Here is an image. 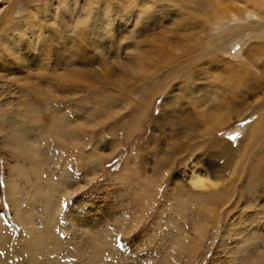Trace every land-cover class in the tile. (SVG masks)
Returning a JSON list of instances; mask_svg holds the SVG:
<instances>
[{
    "label": "rangeland",
    "instance_id": "obj_1",
    "mask_svg": "<svg viewBox=\"0 0 264 264\" xmlns=\"http://www.w3.org/2000/svg\"><path fill=\"white\" fill-rule=\"evenodd\" d=\"M86 1L93 7L98 6L99 3V0H78V2L76 0L71 7L75 8L74 10L82 9L81 5L87 4ZM62 2L64 3L63 0H11L10 2L0 0V60H3L0 65V264H32L30 248L27 246V240L32 235L31 230L44 235L52 234L55 243L61 242L62 245L58 249L53 242H48L40 248L42 253L39 252L37 255L38 261L44 262L49 257L50 264H92L91 256L96 257L94 264H234L232 260L228 261V258L224 257L225 250L220 245L226 237L223 230L227 212H230L236 204L250 167L258 162L259 155L264 151L263 141L255 146L253 154L242 169L241 159L249 142L248 139L250 136L254 139L260 127V124H255L252 128L254 113L248 114L249 112L246 111L245 118H243L245 115L242 117L233 115L226 125L222 122V128L215 130L214 133L206 135L203 139L200 135L191 138L192 144L189 143L190 147L188 146L185 155L176 158L173 164L169 163L161 174L157 173L160 178L155 179L156 183L153 184L151 195L147 198L143 199L140 194L142 179L137 175L139 172L131 175L135 167L138 170L139 163L143 160H146L149 174L155 171L157 159L151 148L156 137L163 139L164 149L175 141L171 135L159 134L161 130L157 129L158 123L163 118V102L167 96L164 93H157L154 89L161 84L163 72L167 68L156 73L149 81L151 83L144 85L142 79L145 75L155 74L151 70L155 67L158 69L161 67L160 63L170 60L165 53L169 50L174 51L177 48L175 45L180 41L178 37H171L169 39L171 41H167L164 48L166 40L163 38L170 37L171 31L179 28L177 25L179 14L183 15L186 9L182 12V9L170 5L161 8L160 6H164L161 3L160 5L154 4L153 0L149 1L148 7L152 9L151 11L164 13L169 9V16L163 17L162 22L158 21L157 24H148L155 27L154 31H148L151 38L148 41L151 40L155 48H152L154 58L151 60L147 57L148 62L144 67L134 59L139 47L145 50L144 47L139 46V34L133 33V27H138L136 7H133L135 15L130 16L128 20L121 16L122 13L118 15L119 11L116 9L122 1L113 0L115 10L112 16L107 11L100 14L99 10H95L89 24L79 26L77 16L73 17L70 10L63 9ZM212 2L214 3L205 1L202 5L203 11H198L200 20L194 30L196 32L194 35L201 42H207L201 43V47L191 43L193 46L191 51L203 47L204 51H208V45L214 43L210 49L221 48L222 52L225 51L221 58L232 62L242 50L256 43L250 39L251 34L255 32L254 28L247 27L249 23L256 22L264 25V0H212ZM99 8L105 10L104 5ZM172 8L176 11L174 12ZM221 8L232 13L231 19L229 18L230 20L223 25L217 23ZM187 10V13L191 12L190 7ZM242 10L255 12L259 17L241 18ZM234 13L238 16L234 17ZM239 26H243L245 30H239ZM188 35L191 38L194 36L190 33ZM18 49L23 50L33 60L27 64L23 63L21 55L19 56L17 52ZM84 50L97 59L93 69L104 73L105 69L113 68L114 76L107 80L106 91L103 89L99 93L96 92L95 89L101 86L98 83L87 85L84 80L69 82L66 75L62 78L64 73H69L71 65L74 66V63L70 64V59L71 63L77 61L79 57L77 52ZM178 52L182 51L179 49ZM101 53L103 56L100 55ZM202 61L207 63L206 60L199 59V65H203ZM263 62L264 60L253 62L255 67L252 68L258 71ZM166 64L173 65L171 61ZM140 67L144 68L143 72L138 69ZM169 80L172 84L169 82L168 90L175 86V95L178 99L181 97V102H184V94L181 91L182 80ZM65 84L70 88L66 89ZM97 95L99 100L96 98ZM145 97H150L151 104L144 113L141 107L136 108L135 102L139 104ZM260 103L262 109L256 113L262 118L264 92L260 91L251 97L244 108L248 106L251 110L253 105L256 107ZM112 105H115V109ZM10 108L15 110V114L6 116L11 111ZM33 110H38V115ZM137 115L142 116L139 122L135 121ZM50 116L59 118L57 123L70 131L65 141L57 139L58 131L47 120ZM6 121H14V127L17 128L22 126L33 147L36 146L41 151L37 152L32 148L29 151L35 163L43 162L42 175L39 176H43L44 183L38 196L34 194L33 189L38 179H31L32 172L28 177L13 173L16 166L25 165L28 169L30 164L17 157L20 150L12 143V138L7 133L9 124ZM206 127L209 130L213 129L211 125H207L201 127V132L206 130ZM171 128L173 127L166 126L165 129L173 133ZM180 137L179 133L178 138ZM23 138L24 135L18 133V145ZM214 140H225L233 146L227 147V154L224 155L225 150L219 151L214 145ZM194 141L200 144L198 148L200 150L193 146ZM193 149H196L195 153ZM200 152L204 154L199 156ZM43 155L47 162L42 159ZM197 157H200L203 163V166H199V176L203 179L207 193L212 192L214 187L223 188L224 183L230 181L233 172H236L234 176L239 174V178L234 189L236 194L226 205L214 210L219 221L206 226L199 236L198 245L190 249L192 245L190 238L198 235L197 227L190 228L187 234L184 233L188 235L184 238H189L190 242L182 253L177 242H174L170 248H166L165 245L173 244L169 241L168 243L165 237L170 228L175 226L173 232L177 233L176 226H180V223L185 224L187 222L185 218L192 219L189 214L188 216L185 214V218L182 215L169 214L174 201L168 200L172 186L171 178L174 172L182 173L181 178L186 182L193 161ZM206 163L211 164L212 169H209ZM127 170H130V173H127ZM12 177H16L15 180L19 183L13 197L7 194V186L9 181L13 180ZM66 180L69 181V186L65 189L61 185L66 183ZM263 191L264 189L261 188L259 193ZM15 197L19 198V202L22 201L20 207L24 213L30 210L31 215L33 214L32 223L27 228L13 209L12 202ZM46 200L55 201L51 204V209L55 213L54 219L53 215L45 213ZM260 200L258 206L251 210V214L256 219L252 224L254 227L252 230L258 233L262 230L264 234V194ZM245 201L246 197L241 200L239 207H234V211L230 213V216H234L230 221L238 224V227L243 226L244 230L247 225L240 219V213L245 207L241 216L245 221L248 213ZM251 202L254 204L253 199ZM189 204L192 207L188 206V208L198 209L196 202L190 201ZM158 214H161L162 219L161 223L156 225L155 221L158 218H155ZM171 220L173 223L170 222ZM188 226L189 224L185 225V228L188 229ZM234 233L231 229L226 237L227 242L234 246V253H241V248L235 245ZM167 237H172V233L169 232ZM90 239L101 244V248H96ZM262 240L264 241V235ZM263 241L258 245L257 252L264 254ZM164 250L171 251L166 254L168 260L163 261ZM178 251L182 253L181 258L174 255L175 252L178 254ZM189 251H192L191 257L188 256ZM249 251H252V247ZM238 261L236 264H264V261L250 259L248 255L246 259Z\"/></svg>",
    "mask_w": 264,
    "mask_h": 264
},
{
    "label": "bare ground",
    "instance_id": "obj_2",
    "mask_svg": "<svg viewBox=\"0 0 264 264\" xmlns=\"http://www.w3.org/2000/svg\"><path fill=\"white\" fill-rule=\"evenodd\" d=\"M8 1L10 2L11 0H8ZM63 1L64 3L62 2V4H64V7H66V8L63 7V9L70 10L71 13L73 14L72 15L73 17L74 16L79 17V18L76 17V20L79 23V24L77 23V25L79 26L85 23L89 24V20L95 10H99L100 14H103L104 12L107 11L109 15L111 14V16L115 10V8H113L114 5L112 4L113 0H99V3L97 4L98 6H94V7L91 6L90 3H87L86 1L87 4L81 5L82 9L77 8L76 10H74L75 8L71 7V4H74V1L76 2V0H63ZM118 1L119 2L122 1V3H119V6L116 8L119 11L118 15H121L122 13L121 16H124V18L126 19H128L132 15H135L133 7H136L138 9L136 13V19L138 20L137 21L138 27L136 28L133 27L134 28L133 33L136 32V34H139V37H140L139 46L141 45L142 47H144L145 50H142L139 47V51L135 55L134 59H135V62H138L144 67H146L147 65L146 62H148L147 57L150 58L151 60L154 58L152 56L154 55L153 49L155 48L152 46L151 40L148 41L149 39H151L148 34V31H151V30L154 31L153 28L155 27L149 26L148 24L149 23L157 24L158 21L160 22L163 17L165 16L168 17L169 9H167L166 12L164 13H157L156 11H151L152 9L150 10L149 9L150 7H148L150 0H117V2ZM153 1H154L153 2L154 4L161 3L162 5H164V6H160L161 8L167 7L170 5L171 7L182 9V12L184 9L187 10L190 7L191 12L187 13L186 10H184L183 15L182 13H180L179 14L180 17L177 20L179 22L177 24L179 28H176L177 31L176 30L173 32L171 31L172 34L170 37L163 38L166 40L164 48H166L167 41L168 42L171 41V40L169 41L171 37L172 38L178 37L180 41V43H177L175 45L177 48L176 49L173 48L174 51L169 50V52L165 53L167 58H169L170 60H166L162 64L159 62L160 63L159 65L161 67H158V69H156V67L153 70H151V68H148L151 71H154L155 74L145 75L143 76V79H142L144 85L151 83L149 81L153 79L156 73L166 70L167 68V70L163 72L161 84L159 85V87L156 86L154 89V91H156L157 93L158 92L164 93L167 96V99L165 98L166 100L163 102V108H162L163 118L158 123L157 129L161 130V133L159 134L161 135L164 134L166 136L171 135L172 139L175 140L173 143L170 144L169 147L164 149L165 144L162 145L163 139H160L157 137L154 140L152 139L154 146L151 149L153 150L154 157L157 159V165H156L155 171L153 170L154 172L149 174V167L146 166V160H143L139 163L140 166L137 168L138 170H136V167H135L133 174L131 173V175H136L137 172H139V174L137 175L140 176L139 179H142L141 180L142 184L140 183V185H142V188L140 186L139 187L141 188L142 192H140V194L143 197V199L151 195V191L154 186L153 184L156 183L155 179L160 178L159 176H157V173L160 172L161 174L162 170L166 169L169 163L173 164L176 158L183 157L185 155V152L189 146V143H191V138H193L194 136L197 137V135L198 136L200 135L201 138L203 139L206 135H210L214 133L215 130H219L222 128L221 125L224 122H225L224 125H226L227 121H229L233 115H237V117H242L243 115H245V112L248 111L249 112V113L247 112L248 114L254 113V116H255L254 121L252 122L253 124L252 128L254 127L255 124H260L258 132L254 135V139H253V136H250V139H248L249 142H247V146L243 154L244 155L243 159H241L242 169L244 168L245 163L248 162V159L253 154L255 150L254 149L255 146L257 144L260 145L264 141V117L260 118L256 113L257 111H260L262 109V103H260L256 107L253 105V108L251 110H249L248 106L244 108V106L247 104V102L249 101L251 97H253L254 95H257V93H259L260 91H262V93L264 92V62L261 64L260 69L258 71H255L252 68V67H255V65L252 64L253 62L255 63V62L264 60V25L262 23L257 24V22L249 23V26L247 28L252 27L255 30V32L251 34L250 39L251 41H256V43L250 44L248 48H246L245 50H242L241 53L237 55L238 57L234 59V61L230 62L229 60H223L221 58V55L225 53V51L222 52L221 48L216 49L217 48L216 47V48L210 49L214 43L208 45V48H209L208 51H204L203 49L204 47L198 50H195V51H191V48L193 47L191 46L192 45L191 43L198 45V47H201L202 46L201 43L205 44L207 42V41L201 42L198 39V37L195 36L196 32L194 31L195 27H197V23H199V20H200L199 14L197 13H199L198 12L199 10L203 9L202 5L207 0H153ZM208 1L211 4L214 3L212 2V0H208ZM103 5H104L105 10H101L99 8ZM209 7H212V6H209ZM175 8H172L174 12L176 11ZM125 11L127 12L124 13ZM231 14H232L231 11L223 10L221 8L220 12L218 13L217 19H219V21L217 23L223 25L224 22L226 23L227 20L229 21L231 19L230 18ZM208 15L210 14L208 13ZM241 15H242L241 18L247 17V16L259 17L257 13L249 12L248 10H242ZM233 16L237 17L238 14L236 15L234 13ZM214 19H216V17ZM144 24L148 26H145ZM79 26L77 27V29L79 28ZM241 29L242 31L243 29L245 30L243 26H239V30ZM133 33L131 34L135 36V34ZM189 33L190 35L191 34L192 35L195 34V35L191 38L188 35ZM84 35H87V34H84ZM134 36H131V37H134ZM194 37L197 39H194ZM178 47H180L179 49L182 52L180 53L178 52L179 50ZM80 48L82 49L81 46ZM206 49H207V46H206ZM17 52L19 56L21 55L20 57L23 63L27 64L33 60L31 59L30 56L26 55V53L23 50L18 49ZM161 52L163 53V51ZM77 53L79 55L77 61H74L71 63V59H70V64L74 63L73 64L74 66L72 67L71 65L69 69L70 70L69 73H64L62 75V78L63 76L66 75V77L68 76L66 79L67 80L69 79V82L71 81L79 82V81L84 80L83 82H87V85H93V84L98 83L101 86H99L98 89L96 88L95 91L98 93L100 90L103 91V89L104 91H106L107 90L106 85L108 83L107 80H109L111 77L114 76L113 68H108L107 70L105 69L104 73L99 72L96 69H93L95 65L94 63L97 60L95 59L94 55L85 52V50L84 52L79 51ZM100 55L103 56L102 53ZM101 59H104V58L101 57ZM199 59L206 60L207 63L202 61L203 65L201 64L202 65L201 66L198 63ZM39 61L40 59H38V62ZM170 61L171 63H173L172 66L166 64L167 62L170 63ZM1 62H3V60L2 61L0 60V65H1ZM135 62H133L134 66H135ZM262 66L263 68H261ZM138 69L142 72L144 71L143 67H140ZM138 73H141V72H138ZM169 79H173V80L181 79L182 80L181 87L183 88V90L181 91H182V94H184L183 96L184 97L183 100H185L184 102H181V99H182L181 97L178 99L177 96L175 95V86L172 87V89L174 88L173 90L172 89L168 90L169 85L172 84V81H170ZM169 82L171 83L169 84ZM64 87L66 89L70 88L69 86H67V84H65ZM96 98L99 100L98 95L96 96ZM135 103L137 104L135 105L136 108L141 107L142 111L145 113L151 104L150 97H145V99L141 101L139 104L137 102ZM29 108L31 109V107ZM112 108L115 109V105H112ZM33 112L36 115H38L39 113L38 110H33ZM11 114H15V110L13 111V109H11V111L8 112L6 116L11 115ZM245 117L247 116L245 115L243 118ZM141 119H142V116L137 115L135 121L139 122L141 121ZM47 120L58 131L59 136H57V139L60 141H65L68 135H70L69 134L70 131L66 129L65 127H62L59 123H57L59 118L55 119L53 116L52 117L50 116V117H47ZM7 123L9 124L7 126L8 127L7 133L12 138V143H14L15 146H18V149L20 150V154L17 157L20 158L21 160L24 159L28 161V164H30L28 169L25 168V165L16 166L13 173L21 177H28L32 175L31 179L33 180L38 179V181L34 183L33 185L34 194L38 196L40 194V189L44 183V181L42 180L43 176H39V175H42L41 170L43 168V162L40 161V162L35 163L33 159L30 157L29 151L31 150V148L37 152H41V151L36 146L33 147L32 142L28 138L27 132L25 131V129L21 128L22 126L18 127L19 128L18 130L17 127H14L15 125L14 121L7 122ZM207 125H211L213 129L211 130L210 128L209 130V128L206 127V130H203L201 132V127L207 126ZM166 126L173 127L171 128L173 133L171 131H166L165 129ZM18 133H22L24 135V138L22 142L19 143V145H18V139H17ZM179 133L181 136L180 138H178ZM183 138L184 140H182ZM196 143L194 141L193 146H196L195 148L198 149L200 147V144H196ZM214 145L215 147H217L219 151L225 150L224 155L227 154V150H226L227 147L233 146L232 143L225 141V140L223 141L214 140ZM196 149H193L194 153L196 152ZM230 153H231V150H230ZM202 154L204 153L200 152L199 156H201ZM229 157H231V155ZM42 159L44 160V162H47V159L44 157V155L42 156ZM200 165L203 166L202 160L200 157H197L193 161L191 170L189 171V175L187 177L188 180L186 182H183L181 178L182 173L181 174L180 173L178 174V172L172 173V178H171L172 186H171V192L169 194L168 200L173 199L174 201L169 211V214L174 213L176 215H182V217L184 218H185V214L186 215L189 214L190 217H192V219L187 220L188 218H185V220L187 221L185 222V224L182 225V223H180V226L178 227L176 226V228L178 229L177 233L173 232V229L175 228V226L172 229L169 227L170 231L166 233L168 234L169 232H171L172 237H167V234H165V237H166L167 242L168 241L173 242V244L170 245L166 243L165 245H166V248H170L174 245V242H177L178 243L177 245H179V248L182 251V253L185 251L187 244H189L190 241L192 244L190 249H193L194 246L198 245V242H199L198 240L200 239L199 236L201 235V233L204 232V229L206 228V226L213 224V223H217V221H219L216 216L217 213L214 212V210L216 211L220 207L226 205L229 202V200L234 196V194H236L235 193L236 191L234 189H235V186L237 185V181L239 178L238 173H237L238 175L234 176L233 174L234 173L236 174V172H233L230 176V181L228 180V183L226 182L227 184L224 183L225 185H223V188H221V186L214 187L212 192L207 193V191H205L206 187L203 185V179L199 176L200 175L199 174ZM206 165L209 169L210 168L212 169L213 167L211 166V164L209 165L206 163ZM249 170H250L249 173L247 174L245 180L243 181L242 191L237 196L236 204L233 206V208H231L230 212H227L228 213L227 220L224 226L225 229L223 230L224 235H226V237L228 233L231 231V229L234 230L235 245L238 248H241L240 250H242V252L234 253L235 248L232 244L230 245L227 242L226 237L221 241V245H220V247L225 250L224 257L228 258V261L232 260L234 264H236L238 260H239L238 262H240L246 259L247 255L250 257V259H254V260L256 259L260 262L264 261V254L257 252L258 245L263 241L262 236L264 234L262 230H261V233L254 232L252 230L254 228L252 224L256 222L255 221L256 219L251 214V210L258 206L259 201H261L260 198L263 197V194H264V191L262 193L261 192L259 193V190L261 188L264 189V151L259 155L258 162L256 164H252ZM128 172L130 173V170H127V173ZM34 174L35 176H33ZM11 179L13 180L9 181L8 183L7 194H10V196L13 197L14 192L17 190V185H19V183L15 180L17 179L16 177H12ZM61 186H64L65 189L68 188L69 181L66 180V183H63ZM61 186L59 185V188ZM19 192H21V190ZM188 197H190L191 199H189ZM245 197H246L245 203H246V206H248L246 209H248L247 212L248 213L250 212V213L246 214L245 221L243 217L241 218V216H243V213H244L243 210L245 209V207L242 209V212L240 213V219H242L244 224L247 225L244 230L243 226L238 227L237 226L238 224L237 225L233 224V222L230 221L234 217V216L233 217L230 216L231 215L230 213L234 211L236 206L237 208L239 207V203ZM252 199L254 200V204H252L251 202ZM190 201L191 203L196 202L199 205V206L197 205L198 209L188 208V206L192 207V205L189 204ZM53 202H51L50 200H46L44 202V206H45V213L47 212L49 215L51 216L53 215V219H54L55 213L51 209V206H52L51 204ZM12 203H13L12 205H13V209L15 210V213L16 214L18 213V216H20L21 218L20 219L21 222L24 223L25 228H27V226H29L30 223H32L31 220H32L33 214L31 215L30 210H28L29 212L28 211H25V213L23 212V209H21L20 207L22 205V201L19 202L18 197H15ZM161 214H158L155 218V219L158 218L155 221L156 225L161 223V219H162V217H160ZM170 222L173 223L172 220ZM187 224H189L188 229L185 228V225ZM51 227H52V224H51ZM193 227H197L196 233L198 235L193 236L192 238H190L191 240L189 241V238L186 239L184 237L188 236L186 235L187 232H190V228L193 229ZM28 232H30V230H28ZM31 234L32 235H30V237L27 240V246L30 248V255H31L30 258H31L32 264H50L51 259L49 257L46 260H44V262L38 261L39 257H37V255L39 252L42 253V249L40 248H42L43 245L47 244L48 242H53L54 244H56L57 249H58V247L60 248L62 245L61 242L60 244L55 243V240L53 239L52 234L44 235L43 233H36L32 230H31ZM33 236H34V241H32ZM90 241L92 242L94 246H96V248H101V244L94 242L92 239H90ZM250 247H252L251 252L249 251ZM227 248L228 250H226ZM170 251L164 250L165 255L162 258L163 261L167 259L166 254L168 255ZM181 251H178V254L177 252H175L174 253L175 257L181 258V255H182ZM245 252H248L249 254H246ZM188 253H189L188 256L191 257L192 251H189ZM48 254L50 255L52 253H48ZM91 259H92L91 263L94 264L93 262H96V257L91 256Z\"/></svg>",
    "mask_w": 264,
    "mask_h": 264
}]
</instances>
